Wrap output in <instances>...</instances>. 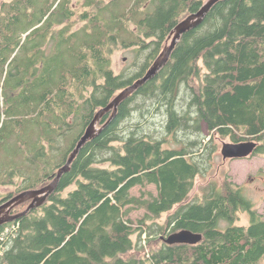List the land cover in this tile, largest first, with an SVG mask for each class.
Masks as SVG:
<instances>
[{
  "label": "trees",
  "instance_id": "16d2710c",
  "mask_svg": "<svg viewBox=\"0 0 264 264\" xmlns=\"http://www.w3.org/2000/svg\"><path fill=\"white\" fill-rule=\"evenodd\" d=\"M124 1L1 3L0 152L15 161L0 169V188L17 189L0 194V204L50 184L99 109L145 76L176 25L205 2ZM118 46H134L135 69L115 72ZM152 109L165 115L162 129L143 125ZM134 112L139 121L127 125ZM111 115L41 205L0 225V264H262L264 215L241 186L225 179L190 193L212 164L217 136L255 141V154L264 153V0L219 1ZM33 126L30 142L24 134ZM23 153L31 174L17 163ZM148 184L157 195H132ZM137 208L147 214L135 227ZM240 211L249 224H237ZM182 229L203 238L163 241ZM155 240L160 246L148 248Z\"/></svg>",
  "mask_w": 264,
  "mask_h": 264
},
{
  "label": "rangeland",
  "instance_id": "374dc122",
  "mask_svg": "<svg viewBox=\"0 0 264 264\" xmlns=\"http://www.w3.org/2000/svg\"><path fill=\"white\" fill-rule=\"evenodd\" d=\"M3 1H11V0H0V5ZM135 0H125L124 5L125 8L129 7ZM147 6H149V0H146ZM206 1V0H205ZM134 46L130 47H122L118 46L113 51V68L116 73L128 72L135 69L134 63H136V54L134 52ZM164 49V48H163ZM141 62V61H140ZM183 93V92H182ZM184 97V96H181ZM138 113L134 112L133 116L127 120V125H131L135 121H139L137 117ZM146 119L144 118L143 125L148 127L147 130L162 129L163 120L165 115L162 112H158L156 109H152L147 115ZM151 122L152 124H150ZM203 130L207 134V127L204 124ZM37 129L33 126L29 128V130L24 134V137L28 139L30 142L35 141L37 136ZM12 144L15 141H10ZM216 142L218 143V151L214 155L212 164L207 170V172L203 175H198L195 181V186L190 193V198H196L200 195L204 194V190L211 183L216 182L217 184H221L223 180L228 179L241 186L243 189V193L253 201L255 208L259 213L264 215V153H253L248 157H227L224 159L222 154V147L224 142H231L228 138H222L217 136ZM173 145V144H172ZM15 156L10 154L9 152H0V169L4 167H8L10 162L14 159ZM13 158V160H12ZM17 163H20V167H23V171L25 173L31 174L35 170L34 164L31 161L26 159L25 154H21L17 156ZM15 181L19 185L22 182L21 177H16ZM17 189L16 185H6L0 188L1 196L6 195L8 192H12ZM152 193L153 195L158 194V190L155 184H148L146 186L138 185L131 190L132 195L141 196L143 193ZM147 214L145 209L137 208L131 213L132 219L135 221V227L139 225V221L143 219ZM168 215V212L164 213L160 222L164 223L165 219ZM239 220L237 221L238 225H247L250 222L249 215L247 212L240 211L239 212ZM226 225L223 224V228ZM146 235H144L145 237ZM137 234L133 236L135 239ZM160 246V241L155 240L152 241L148 248H157ZM264 264V259L262 261Z\"/></svg>",
  "mask_w": 264,
  "mask_h": 264
},
{
  "label": "water",
  "instance_id": "95a60500",
  "mask_svg": "<svg viewBox=\"0 0 264 264\" xmlns=\"http://www.w3.org/2000/svg\"><path fill=\"white\" fill-rule=\"evenodd\" d=\"M219 1L221 0H206L198 11L191 13L188 17H186L176 25V27L171 32L163 51L146 72L145 76L139 78L132 85L123 89L106 107L99 109L94 119L87 127L84 135L77 143V146L68 157L66 163L58 170L56 177L50 184L39 189H30L23 191L0 204V225L21 217L22 215L28 213L32 208L41 205L47 199V197L56 189L61 176L70 169L72 162L74 161L82 147L89 140L94 138L103 128V126H99V121L110 112H112L110 118L112 119L116 115L118 107L122 103V101L128 98L140 86L152 79L166 65L182 35L185 32L199 26L205 19L206 15ZM257 145L258 143L252 140L239 143L224 142L222 147V154L224 156V159H227V157H248L255 153ZM30 200L31 203L24 212L18 215L11 214V211L15 206ZM202 238L203 235L201 233L193 232L188 229H182L176 232H172L162 237L163 241L171 245L178 243L197 244L202 240Z\"/></svg>",
  "mask_w": 264,
  "mask_h": 264
}]
</instances>
